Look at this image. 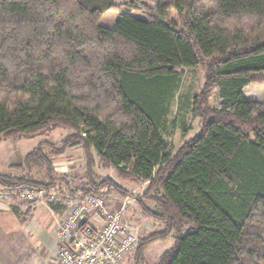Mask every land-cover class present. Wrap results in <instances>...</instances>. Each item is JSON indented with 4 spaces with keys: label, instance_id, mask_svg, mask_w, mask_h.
<instances>
[{
    "label": "trees",
    "instance_id": "16d2710c",
    "mask_svg": "<svg viewBox=\"0 0 264 264\" xmlns=\"http://www.w3.org/2000/svg\"><path fill=\"white\" fill-rule=\"evenodd\" d=\"M117 2L0 0V144L70 129L62 148L50 146L61 155L82 144L88 178L61 192L41 142L13 167L45 166L49 181L0 174V183L129 196L97 180L96 155L120 179L147 183L134 199L163 225L138 238L133 264L169 237L155 264H264V103L245 95L264 84V0H123L130 11L101 25ZM197 66L204 85L186 103L201 130L175 151L170 104Z\"/></svg>",
    "mask_w": 264,
    "mask_h": 264
},
{
    "label": "rangeland",
    "instance_id": "374dc122",
    "mask_svg": "<svg viewBox=\"0 0 264 264\" xmlns=\"http://www.w3.org/2000/svg\"><path fill=\"white\" fill-rule=\"evenodd\" d=\"M147 1L149 4L154 5L158 2L165 0ZM117 3L120 6V9H112L105 12L99 21L101 25L109 28H114L116 26L120 14L123 12L130 11V8L127 5L123 4V0H118ZM172 13L173 15H175V11H173ZM136 15L139 17H143L141 13H136ZM204 80L205 72L200 66L184 69L180 87L177 90L175 98L170 104V111L167 118V126L169 127V136H167V139L174 143L175 150L181 147L188 137L194 136L201 127L200 119L194 118L192 116L191 110L187 106V101H189L193 95L200 92L201 88L204 85ZM245 95L249 99L258 100L264 103V84H251L249 87H247ZM212 104L214 106L217 105V101L215 98L212 100ZM185 127H187L188 129L186 130ZM71 133L73 132L70 129L57 128L55 130L47 131L46 133L35 137H20L4 140L3 144L0 146V172H10L8 171L9 168H13L12 172L17 173V175H23V177L27 176L41 182H48L49 178L45 166H33L30 169L23 170L10 167V165L13 164L15 160H20L21 156L25 157L41 142H46V145L44 146V152L47 153L50 158H52L54 178L57 182V187L63 193H66L67 191V184L76 190L81 189L82 186L86 184L88 180L86 174L87 162L83 145H71L61 155H55L53 152V148L50 146L51 144H54L57 148H62L64 139L68 137ZM95 159L96 163L94 165V172L98 176V181L105 177H111L123 188L130 192L129 196H123L122 194L116 191L110 192L109 194L113 198L117 197L120 200H124V198L126 199L125 204L127 208V216L125 219H127L128 222H131V232L137 237L140 234L145 236L160 229L162 227L161 225V227H158L160 222L144 215L140 205L134 199L135 196H141L144 193L147 183L136 184L126 180H122L117 176L116 171L114 169L103 168L99 163V158L96 155ZM145 201V203L151 208H158L155 203L149 200ZM41 205L52 207V204ZM26 207L27 206H23L21 211L27 210V214H30V212L34 211V209L37 208V206L31 209H27ZM29 229H31V227ZM188 229L189 226H185V230L187 231ZM54 239V235L51 236V234L47 233L46 231H41V250L44 248V243L47 245L53 244ZM173 244L174 237H169L165 240H158L150 244L145 251V264H155L159 256L165 250L170 248ZM129 257L131 258V256ZM129 257H127L124 264L132 263V261L129 260Z\"/></svg>",
    "mask_w": 264,
    "mask_h": 264
},
{
    "label": "built area",
    "instance_id": "2783aa9c",
    "mask_svg": "<svg viewBox=\"0 0 264 264\" xmlns=\"http://www.w3.org/2000/svg\"><path fill=\"white\" fill-rule=\"evenodd\" d=\"M0 199L20 205L63 201L67 213L57 229L56 264H124L138 246L125 207L112 208L101 193L67 196L55 187L0 183Z\"/></svg>",
    "mask_w": 264,
    "mask_h": 264
},
{
    "label": "crops",
    "instance_id": "0c3cea01",
    "mask_svg": "<svg viewBox=\"0 0 264 264\" xmlns=\"http://www.w3.org/2000/svg\"><path fill=\"white\" fill-rule=\"evenodd\" d=\"M200 130L201 127L194 136H196ZM192 137H188L184 143ZM23 157L24 156H21L20 160H15L10 167L21 164L24 160ZM12 170L13 168H9L8 171L10 172H0V174L12 175L14 177L23 176L13 173ZM107 198L112 208L120 209L122 206L125 207L124 216L126 218V199L120 200L117 197L113 198L110 194L107 195ZM23 206H27V209L36 206L37 208L30 212V214H27V210L21 211ZM66 213L67 208L63 204V201L49 207L41 204L20 205L0 199V264H56L57 252L59 249L57 229L63 222ZM160 225L163 226L159 224L158 227H161ZM30 227L31 229H29ZM131 227L132 225H129V228ZM41 231H46L51 234V236L54 235L55 237L53 244L47 245L44 243V248L42 250L40 247ZM138 236L142 237L144 235L140 234ZM129 260L132 261L130 264H133L132 257H129Z\"/></svg>",
    "mask_w": 264,
    "mask_h": 264
}]
</instances>
